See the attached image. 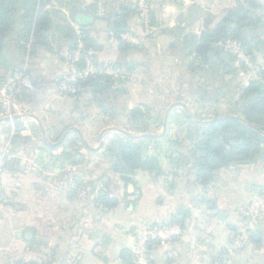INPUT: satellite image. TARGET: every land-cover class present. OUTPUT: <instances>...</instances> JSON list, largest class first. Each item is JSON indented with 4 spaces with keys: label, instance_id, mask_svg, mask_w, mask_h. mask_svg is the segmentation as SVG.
I'll return each instance as SVG.
<instances>
[{
    "label": "crops",
    "instance_id": "1",
    "mask_svg": "<svg viewBox=\"0 0 264 264\" xmlns=\"http://www.w3.org/2000/svg\"><path fill=\"white\" fill-rule=\"evenodd\" d=\"M130 1L134 0H118L117 2L125 5ZM154 1L159 5V15L161 14L163 19L164 17L171 19L170 25L165 20H161L159 29L162 31L160 43L168 42L171 45L170 48L175 47L172 44H180L186 39L191 41L192 38H199L207 28H211V22L207 20L203 25L198 24L197 30L187 23L188 31H185L186 27L180 21L188 13L190 15L193 10L203 13L199 8H204V4L188 6L190 1L204 3L205 0H176L177 3L174 0ZM93 3L86 0V8H94ZM124 7L123 10L120 7L119 9L126 16L129 12L128 8ZM56 10L62 20L61 28L57 26L61 30L57 31L60 32L58 34L61 38L71 41L74 39L75 26L84 27L98 45L96 50H99L97 57L100 61L124 64L126 57L119 51V42L111 37L106 23L98 24L96 18L83 7L79 10L72 6L69 13L65 9ZM47 13L50 29L38 41L41 46L46 45V38L54 36L55 23L51 10ZM79 14L85 16L84 24L79 22ZM135 21L126 24L124 29L136 32L138 21L137 19ZM175 29H178L180 33L176 34ZM164 46L161 49L166 53ZM63 49L67 55L68 47ZM173 53L172 51L170 55H174ZM158 60L160 66L166 61L172 63L169 68L170 73H175L182 67L173 65L176 62L170 57H159ZM192 65L193 62L191 67ZM54 74L56 75L54 79H58L59 72ZM54 79L53 81H56ZM41 90L44 91V88L37 87L35 95H40ZM56 92L55 88L53 93H49L50 99L57 105H62L60 100H56L58 98ZM89 95L83 93L78 98L79 102L83 99L84 102H81L85 107L88 103H92ZM78 101L75 106L80 109L79 106L82 105ZM41 102L35 105L33 110L31 109L32 114L29 115L20 114L21 109L18 106L20 113L16 114L13 121L21 126L26 120L38 122L42 119L44 123L47 117L46 111L41 110ZM54 102L52 104H55ZM70 103L64 100L62 106H68ZM175 103L179 106L175 107L176 114L173 108L172 113L175 115L170 114L168 118L174 117L176 122H181L183 118H180L181 112L177 110L180 108L192 125L202 124V126L198 130L187 129L184 138L178 137V134L169 136L179 140L187 139L185 144L180 141L184 148L178 147V143L172 139L170 140L174 145L176 144L177 148H163V146L158 148V175L145 173L150 181L153 180L142 192L139 201L137 203L133 201L134 204L131 198H126L124 194L118 197L104 194V191L97 189L93 179L89 181L91 184L89 198H85L83 202L80 201L78 186L84 183L77 173L84 166L80 158L85 154L98 155L102 147L95 148L86 141L81 142L78 134L80 136L83 134L78 129L74 128L69 133L54 132L58 133L57 137L51 136L54 133L51 134L42 129L40 131L42 144H38L34 137H19L26 140V145L16 148L8 160V165L10 170L14 171L13 180L20 183H16V189L24 186L29 196L18 195L19 192L14 190L11 195H7L8 188L5 190L6 195L9 196L11 209L0 210V231L2 235L7 236L6 239L11 236L14 241L10 244L12 252L10 264H125L124 259L130 257L135 241V235L130 229L142 220L158 225L177 220L183 226V234L179 240L169 246L153 248L152 264H264V219L257 226L253 240L243 250L235 251L232 242L239 228L247 221L250 203L264 194V141L260 145L262 152L256 158L248 163L232 164L221 169L216 172L213 181L207 185L200 184L195 176L194 163L198 154L194 144L198 139L203 138L207 125L227 117L239 116L235 113L209 119L202 116L201 120L194 121L189 116L191 112L189 108L194 107L192 104L177 101ZM82 119L84 120L79 118V120ZM164 119L167 120V116ZM60 121L64 120L60 118ZM165 132L164 130L158 134L159 140L167 136ZM66 135H68L67 138ZM72 136H76V139L80 141L79 144H82L81 147H68L67 139ZM4 139V136L0 135V140ZM92 159L89 167H92L94 163ZM107 170L113 173L112 167L108 166ZM140 173L142 171L136 173L134 178L141 175ZM119 177L122 179L121 176ZM109 184L108 188L113 186L111 181ZM100 198L107 203L109 200L116 199L118 203L113 207H105L100 204ZM125 198L128 200L123 203ZM88 201L91 204L86 205L84 202ZM71 206L74 208L71 209ZM221 214H225L223 218L220 217ZM118 221H121V224ZM107 237L110 238L108 244L105 243ZM7 261V256L4 257V254L0 253V264H8Z\"/></svg>",
    "mask_w": 264,
    "mask_h": 264
},
{
    "label": "rangeland",
    "instance_id": "2",
    "mask_svg": "<svg viewBox=\"0 0 264 264\" xmlns=\"http://www.w3.org/2000/svg\"><path fill=\"white\" fill-rule=\"evenodd\" d=\"M90 1L94 2V8H86V0H41V3L44 4V10H51L55 23L54 36L45 39V46L34 48V43H30L27 50L24 51L11 40L13 35H11L12 38L7 39L0 37V52L2 51L0 54V135L5 138L0 140V210L11 209L7 195H11L13 190L18 191V195L29 196L26 194L24 186L16 189L15 186L20 183L13 180L14 171L10 170L8 160L17 147L26 145V140L19 137H34L38 144H42L40 139L42 129L52 134L60 131L69 133L76 128L83 134V136L78 134L81 142L86 141L95 148L102 147L99 149L98 155L85 154L80 158L82 165H84L81 171L77 172L79 179L82 178L81 180L84 182L78 186L80 201L83 202L85 198H89L91 188L89 181L93 179L97 189L104 191V194L114 197L124 194L126 198H131L132 204L137 203L142 197V192L149 187V183L153 180L150 181L146 174L155 176L158 175L157 172L154 171L150 174L139 170L142 171L141 175L135 177L136 179L134 176L137 174L133 175L131 181L126 182L119 177L120 174L108 172L107 167H113L115 162L109 149L117 150L120 142H135V144L142 142L144 155L148 158H158V148L161 146L163 148H177L172 140L178 143V147L184 148L182 143L185 144L187 139L181 138L179 140L169 136L178 134V137L184 138L187 129L198 130L202 124L192 125L180 108L177 110L181 112L180 118H183L181 122H176L174 117L168 118L170 114H174L173 111L176 114L175 107H179L175 105L176 101L188 105L190 103L194 106L192 109L189 108L191 111L189 116L194 121L201 120L202 116L209 119L224 114L235 113L238 115L236 108L238 107L237 103H240L241 100L242 88L247 86L250 81L258 79L260 73L264 71V0H257L260 6L254 9L255 18L258 17L261 23L257 28L249 29L246 34L249 39L257 34L259 36L260 41L252 40L254 47L252 56L255 60H251L242 52L244 55L237 56V60L229 55H224V53L220 57L210 54L208 62L197 61L198 59L195 60V58L188 56L189 52L185 41L180 44H172L175 46L174 48H170L171 45L168 42L160 43L162 34V31L159 30L162 23L160 21L165 20L170 25L171 19L170 17L163 19V16L159 15V5L154 0H134L129 3L126 2L125 5L118 4V0ZM174 2L177 3L176 0ZM197 3L204 4V8H199L203 13L196 10H193L190 15L186 13L187 15L180 20L181 24L186 27L185 31H188L187 23L196 29L198 24L203 25L207 20L211 22L210 27L213 28L225 15V12H229V9L231 10L235 6V0H205L204 3L190 1L188 6ZM72 6L79 10L82 7L88 9V13L96 18L98 24L103 22L108 25L107 28L111 37L119 42L118 49L126 57L124 64L100 61L97 57L99 50H96L98 45L91 39L90 34H87L89 49L87 50L86 44L83 42L80 60L77 62L74 60L76 49V51L68 52L65 55L64 51L67 48L64 50L63 47L70 49L74 45L72 41L64 40L58 34L60 32L57 31L61 30L57 26L61 28L62 20H60L61 15L56 9H65L69 13ZM124 6L128 8L129 12L126 16L121 13L122 8H125ZM249 17L253 18L251 15ZM136 19L138 30L130 32L125 29L126 32L120 36L122 41L118 40L115 34L124 30L126 24H131ZM175 33L179 34L180 32L175 29ZM34 42H36L35 39ZM123 43L129 44L131 47L124 50L125 44ZM163 45H165L166 53L165 50L161 49ZM220 45H222L223 51L234 52L231 48L227 49L226 46H223L224 44L220 43ZM76 47L80 48L78 42ZM172 51L174 55H170ZM165 56L176 62L173 65L177 64L182 67L177 72L170 73L171 59L163 63L162 66L158 64L159 57ZM88 60L91 61L94 69L104 70L103 74L95 75L108 76L113 79V83L110 85L112 86L111 89L107 90V95L103 93L95 96L90 89L82 90L83 93L90 94L92 102L91 104L87 102L85 107L82 104L83 99L80 100L81 103L78 101L81 96H77L80 90L77 86L80 80L85 81L90 75L80 77L81 69L77 65L82 61L86 67ZM193 60L198 65L194 69L191 68ZM54 72H59L58 79H54L56 76ZM66 78L68 80L64 82ZM61 86L67 87L63 90ZM37 87L44 88V91L41 90L38 96L35 95ZM55 88L56 96L59 98L56 100H60L62 105L64 100L66 103L71 102L70 105L64 107L61 104L57 105L54 101L55 104H52L49 93H53ZM26 97L28 98L25 99ZM76 101L82 105L79 106L80 109L75 106ZM39 102H41V110L46 111L47 119L44 120V123L42 119L38 122L26 120L21 126V124L13 121L19 112L18 106L21 109L20 114L29 115L32 114L33 107ZM173 108L175 110L172 111ZM165 116H167V120L164 119ZM78 117L84 118V120H79ZM60 118L64 121H60ZM164 130L167 136L159 140L158 134ZM53 135L57 137L58 133L51 136ZM67 136L65 137L67 138ZM67 140L68 147H81L82 145L79 144L80 141L76 139V136ZM101 150H103L102 153ZM174 156H176L175 153ZM91 159L94 163L92 167H89ZM97 166L98 168H96ZM96 169L97 171H95ZM175 169H178L177 166ZM91 173L96 174L92 176ZM36 175L39 177L38 174ZM110 181L113 186L108 188ZM129 193L131 195H127ZM126 198L123 199V203L127 202L128 199ZM84 203L86 205L91 204L89 201ZM103 206L107 207L106 205ZM73 208L71 206V209ZM118 223L121 224V221ZM141 223L152 226L158 225L144 220L139 221L130 229L134 235L137 226ZM1 233L0 231V253H3L4 257L7 256V262L10 264L12 258L10 244L14 241L11 236L6 239L7 236ZM135 244L134 241L133 251ZM150 257H152V252Z\"/></svg>",
    "mask_w": 264,
    "mask_h": 264
},
{
    "label": "trees",
    "instance_id": "3",
    "mask_svg": "<svg viewBox=\"0 0 264 264\" xmlns=\"http://www.w3.org/2000/svg\"><path fill=\"white\" fill-rule=\"evenodd\" d=\"M234 4L235 6L229 9V12H225L215 27L207 28L199 38H192L191 41L184 40L189 52L188 56L194 55L192 58L195 60L208 62L210 54L220 57L224 53L237 60L236 54L223 51L220 45V43L237 42L240 44L241 51L251 60H255L252 56L254 49L252 40L260 41L259 36L257 34L249 39L246 34L249 29L257 28L261 23L258 17L255 18L254 11L260 5L257 0H245V2L235 0ZM250 15L253 18H250ZM80 28L82 42L86 44L88 50V33L84 27L80 26ZM49 29V14L44 10L41 0H0V37L7 39L12 38L11 35H13L11 40L26 51L30 43H34V48L40 47L37 41L42 39ZM123 32H126L125 29L115 34L120 41H122L120 36ZM71 41L74 46L69 49V52H74L78 39L75 36ZM123 44H125L124 50L131 47L129 44ZM195 60L191 67L193 69L198 67ZM77 66L82 71L85 63L81 61ZM112 83L113 79L108 76L90 75L85 81H79L77 88L80 90L77 96H82L84 89H90L95 96L103 93L107 95V90L111 89ZM237 104L236 110L240 119L226 118L207 125L203 138L198 139L194 144L198 154L194 163L195 176L200 184L207 185L213 181L217 171L232 164L248 163L262 152L260 145L264 141V71L260 73L258 79L250 81L242 88L241 100ZM141 143L120 142L117 150L109 149L115 159L112 158L115 161L112 171L120 174L126 182H130L131 176L139 170L150 174L154 171L157 172L156 174L159 172L158 158L146 157ZM100 201V204L108 207L116 206L118 203L116 199L109 200L108 203L101 198ZM169 224L182 226V223L177 220ZM253 238L254 233L251 235L250 242ZM151 258L149 264H152ZM124 261L125 264H135L133 256L125 258Z\"/></svg>",
    "mask_w": 264,
    "mask_h": 264
},
{
    "label": "built area",
    "instance_id": "4",
    "mask_svg": "<svg viewBox=\"0 0 264 264\" xmlns=\"http://www.w3.org/2000/svg\"><path fill=\"white\" fill-rule=\"evenodd\" d=\"M75 36L78 39L80 48H76L75 62L82 58L81 49L83 47L82 42V30L79 25L75 26ZM82 44V45H81ZM227 49H232L237 56L244 55L241 51L240 44L237 42H228L224 44ZM226 49V50H227ZM94 69L91 61H87L86 67L79 73L80 77H87L89 75L103 74L104 70ZM109 72V69H107ZM111 70V69H110ZM106 71V70H105ZM67 78L64 82H67ZM62 87V86H61ZM63 86V90H65ZM264 219V194L253 200L247 211V221L239 228L235 239L233 241V247L235 251H241L244 246L251 240L252 233L255 232L257 226ZM183 234V229L180 224H161V225H148L141 223L137 226L135 232V249L132 252L135 264H149L150 255L153 248L158 246H169L175 241L179 240ZM234 264V263H233Z\"/></svg>",
    "mask_w": 264,
    "mask_h": 264
},
{
    "label": "water",
    "instance_id": "5",
    "mask_svg": "<svg viewBox=\"0 0 264 264\" xmlns=\"http://www.w3.org/2000/svg\"><path fill=\"white\" fill-rule=\"evenodd\" d=\"M84 18H85V16L84 15H82V14H79V16H78V19H79V22L81 23V24H84L85 23V21H84ZM227 118H234V119H240L239 117H227ZM224 215L225 214H221V218H223L224 217ZM109 241H110V238H108L107 237V239H106V244H108L109 243Z\"/></svg>",
    "mask_w": 264,
    "mask_h": 264
}]
</instances>
